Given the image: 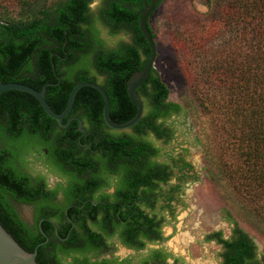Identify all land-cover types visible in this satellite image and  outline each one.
<instances>
[{
  "label": "trees",
  "instance_id": "trees-1",
  "mask_svg": "<svg viewBox=\"0 0 264 264\" xmlns=\"http://www.w3.org/2000/svg\"><path fill=\"white\" fill-rule=\"evenodd\" d=\"M46 2L0 0V84L21 83L38 91L46 83L57 84L47 88L45 99L55 113H61L77 84L86 81L98 84L92 74L95 71L104 79L99 85L109 97L111 120L121 124L132 119L136 109L127 97L126 81L143 69L150 56L148 44L137 27L141 0H103L95 21L89 7L93 0H64L52 11L46 9ZM213 4V12L196 28L195 50L198 52L194 56L199 62L187 70L188 87L201 104L209 98L216 101L223 124L227 125L224 130L230 138L229 144L232 143L240 161L234 170L242 191L251 201H263L264 207V0H213ZM97 21L110 29L112 35L124 28L131 31L135 47L123 46L122 53L118 47L105 48L100 32L94 27ZM225 33L230 35V41L217 49L203 51L208 41ZM137 93L144 103V113L131 128L134 136H117L108 131L103 121V100L91 88H82L77 93L70 115H77L84 127L104 141L102 150L111 147L110 152L105 153L109 162L105 163L108 167L104 173L116 172L117 161L126 160L121 180L125 189L119 192L122 202L132 203L129 207L133 208L121 214L122 221L128 222L121 240L125 246L140 250L145 246L140 239L164 240L160 231L164 220L150 216L142 205L152 208L155 193L176 177L173 169H179L177 175L181 177L184 170H192V166L182 159L173 166L156 162L159 150L142 138L153 135L158 141L169 142L166 121L185 111L181 105L168 101L169 90L154 68ZM76 128V122L67 129L60 127L25 93L0 94V140L7 146L0 150V223L27 252H33L43 243L42 231L46 233L49 241L38 248V264H113L116 261L100 256H113L106 250L110 246L107 238L116 234L118 225L112 223L121 221L116 207L93 206V203L109 202L107 196H95L100 183L107 181L103 172L90 176L87 184L76 179L77 175L86 173L83 168L87 167L82 161L85 155L76 153L81 148ZM44 148L48 150L44 163L53 166L57 174L71 177L68 188L62 190L64 207L71 205L67 215L64 208L58 207L57 212L49 204L59 188L45 192L42 187L32 185L29 177L18 169L26 154L41 153ZM210 174L218 183L225 178L218 169ZM178 191V185L171 186L168 194L159 193L157 200L164 198L169 203ZM86 193L91 195L88 202ZM7 194L29 204L42 201L43 204L36 207V222L41 218L53 219L55 227L44 221L42 231L36 227L32 232L19 219ZM166 196L169 198L165 199ZM166 208L170 206L166 205L163 210ZM259 214L264 216L262 212ZM224 216L225 221L233 225L232 236L225 240L217 232L206 239L222 245V264H264V257L257 260L254 242L238 227L231 213L225 211ZM88 221H99L98 230L88 227ZM72 223L76 228L67 239ZM59 252L71 257L72 262L66 263L64 259L63 263ZM88 252L92 253L91 258ZM155 254L163 253L156 251ZM92 258L95 261L92 262Z\"/></svg>",
  "mask_w": 264,
  "mask_h": 264
},
{
  "label": "rangeland",
  "instance_id": "rangeland-1",
  "mask_svg": "<svg viewBox=\"0 0 264 264\" xmlns=\"http://www.w3.org/2000/svg\"><path fill=\"white\" fill-rule=\"evenodd\" d=\"M62 1L47 0L46 9L52 11ZM101 2L93 0L90 5L94 21ZM213 6V0H164L149 21L157 48L154 69L169 90L168 101L181 105L185 111L166 121L165 127L172 134L168 143L157 141L152 135L142 138L159 150L158 163L171 165L178 153L192 166V170H184L181 177L174 170L176 177L158 191L165 196L174 185H178L180 191L179 195L173 194L174 203L168 209L169 213L161 209L164 207V198L158 201L154 211L157 217L164 220V243L150 245L142 253L119 247L115 251L118 258L132 257L133 263H137L147 251L164 248L173 257L180 258L183 264H220L221 248L206 242L204 237L212 232H220L223 239L230 238L233 225L225 221V211L231 213L238 227L254 242L258 257H264V216L259 214L264 213L263 201H251L242 191L234 170L240 161L233 151L232 143L229 144L230 138L224 130L227 125L223 124V116L221 110L217 109L216 101L209 98L203 106L188 87L187 70L199 62L194 56L198 52L195 50V39L198 37L196 28L204 23L206 15L213 12ZM16 14L13 13L14 16ZM94 27L100 32L99 37L108 50L114 49L121 41H128L122 34L112 35L110 29L98 21ZM230 40V35L225 33L208 41L203 51L207 48L217 49ZM196 70L195 73L198 72ZM92 74L101 85L103 77L95 71ZM110 132L117 136H134L131 129ZM5 147L6 142L0 140V150ZM23 158L24 163L18 165V169L22 167L20 170L31 178L46 177L49 185L54 186L55 180L47 175L39 162L34 161L30 153ZM217 169L225 177L219 183L210 174ZM13 205L22 220L30 225L34 208L24 204Z\"/></svg>",
  "mask_w": 264,
  "mask_h": 264
},
{
  "label": "flooded vegetation",
  "instance_id": "flooded-vegetation-1",
  "mask_svg": "<svg viewBox=\"0 0 264 264\" xmlns=\"http://www.w3.org/2000/svg\"><path fill=\"white\" fill-rule=\"evenodd\" d=\"M103 1V0H102ZM152 0H141V8L139 9L138 13L139 15H137V27L139 29V19H140V13L141 11L143 10L145 4L149 5L150 2ZM164 0L160 1L159 3L156 4L155 6V9L154 11L149 15L148 17V23H147V26H148V29L149 31H152L151 27H150V19L151 17L153 16V14L155 13V11L158 9V7L161 5V3L163 2ZM101 5H102V2H101ZM90 7V6H89ZM140 31V29H139ZM141 33V31H140ZM122 34L123 38H127L128 41L125 42L126 40L124 41H121L120 43H118V45L116 47H118L120 49V52L122 53V49H123V46H127V45H130V46H133L135 47V36L133 35V33L127 29H121L119 30L115 35H120ZM142 34V33H141ZM143 36V35H142ZM122 48V49H121ZM127 82V81H126ZM128 97V96H127ZM102 98V97H101ZM141 98V97H140ZM129 99V98H128ZM103 100V99H102ZM130 101V100H129ZM131 103V102H130ZM104 104V103H103ZM132 104V103H131ZM133 105V104H132ZM144 105V103H143ZM135 108V107H134ZM136 109V108H135ZM143 113H144V110H143ZM127 115H130V113H127ZM64 120H67L66 122L70 121V123L65 127L66 129L68 128V126L73 123V122H76L77 123V128L75 129V131L78 133V136H76V139L77 141L81 144V148L80 149H77L76 150V153L78 154H83L85 155L82 159L83 161V165L86 164L87 167L86 168H83L84 170H86V173H83V175H80V177L77 175V178L76 179H80L81 181H84L86 184L88 183L86 180H88L90 178V176L92 175H96V173H99V172H103L105 170V167H108V165L105 163L106 162H109V158L107 155H105V153H109L110 150H111V147L110 148H104L102 150V145H105L104 141L99 138L94 132L92 131H89L88 128L84 127L83 126V123L81 121V119H79V117L77 115H68ZM63 120V121H64ZM78 120L81 121L82 123V128L84 130V132H80L78 131ZM104 121V120H103ZM66 124V123H65ZM105 124V123H104ZM118 124V123H117ZM106 126V124H105ZM107 127V126H106ZM56 128V127H55ZM54 128V129H55ZM108 128V131L110 132V129L109 127ZM131 129V128H130ZM168 129V128H167ZM128 130V129H127ZM170 131V129H168ZM114 132H121V131H115V130H112ZM125 131V130H123ZM111 133V132H110ZM169 137L170 139L172 138V134H171V131L169 132ZM153 136V135H152ZM135 138V137H134ZM154 139H156L154 137ZM157 140V139H156ZM158 141V140H157ZM167 142V141H166ZM168 143V142H167ZM101 149V150H100ZM176 150V149H175ZM41 153H43V156H41ZM41 153L35 151V152H31V157H33L34 161L36 162H39V164H41V167L44 168L45 172H47V175L50 176L52 179L55 180V183H54V186H50L49 183H48V180L46 177H42V176H37L36 178H31L30 175L26 174V176L29 177L30 179V183L32 185H35V186H40L43 188V190L45 192H49V191H54L56 189H60V191L56 194L55 198H53L49 204L52 205V207L54 208L55 211L58 212L59 208H64L65 211V215H67L68 213V210L71 208V205H68L67 207H64L65 204H66V201H65V198H64V195H63V191L64 189H67L68 188V185L70 184V178L69 176H62L60 174H57V171L54 169L53 166L49 165V164H45L44 161H46V157L48 156V150L47 149H41ZM29 154V153H28ZM101 155V157H99ZM105 155V156H104ZM176 159L172 161V164L171 166L173 165H178L177 162L182 159L184 160L183 156L181 154H178L176 155ZM119 161V163H118ZM117 161V164H116V172H108L107 174L103 172V174L106 175V179L107 181H103L100 183L101 187L98 188L95 196L96 197H104V196H107L108 197V200L109 202L107 204H104V203H93V206L96 207L97 204H100V207H102V209H104L106 206L108 205H112L114 207L117 208V216H118V219L121 221L119 222V224H115V223H112L114 225H118L116 227V234L114 237H109L107 238V242L108 244L110 245L109 248H107L106 250H110V252L113 254V256L111 257L110 254H104V255H101L100 258H108V259H116L115 263L113 264H183L181 259L180 258H176V257H173L166 249L164 248H160V249H152V250H149L147 251L146 254L142 255L141 258L137 261V263H133L134 261V258L132 257H117L115 255V251L119 248V247H122L126 250H129V251H132L134 253H142L144 252L145 250H147V247L150 246V245H162L164 243V235H163V226L161 227V234H162V237L164 240H161V241H150L148 238H143V239H140L142 242H145V246L144 248L140 249V250H136V249H133L131 247H127L123 244L122 240H121V236H122V233H124V228L127 226L128 222L126 221H122V219L120 218L121 217V214H125L126 211L132 209L133 207H129V206H132L133 204H126L125 202H122V197L120 195L121 192H119V189H122L125 185L122 183V165L123 163L126 162V160H118ZM157 162V161H156ZM22 167H20L19 169H21ZM54 171H53V170ZM177 168L173 169V170H176ZM179 169H177L176 171H178ZM21 171V170H20ZM22 172V171H21ZM23 173V172H22ZM179 175V174H178ZM170 183V182H169ZM165 185H168V184H165ZM125 189V187H124ZM179 192L177 193V195H179ZM142 195H146L147 193L146 192H141ZM162 194V193H160ZM159 193H155V196H154V199H152L153 201V205H152V208L150 207H147L145 205H142V209H144L150 216L152 215H155L156 216V219L157 220H163V218H159L157 217L156 214H154V211L157 207V203H158V195H160ZM86 202H88L90 200V194H87L86 193ZM153 195V194H152ZM115 196V200L112 201V198ZM7 198L9 199V202L11 204V206L13 207V209L15 210V212L17 213V215L19 216V219L33 232L34 229L36 227H38L41 230V223L44 222V221H48L50 222L51 224H53V226L55 227V221L50 220V219H45V218H41L38 222H36V216H35V212H36V207L37 206H41V204H43L42 201L38 200L36 204H29V203H26V202H23V201H20L18 199H15V198H12L11 195L7 194ZM134 198V196H133ZM166 198H169V197H165ZM117 200V201H116ZM157 200V201H156ZM161 200V199H160ZM166 201V200H165ZM164 201V207L166 205L168 206H172V203H174V198H172V200L168 203V201L165 202ZM134 203V202H133ZM13 204H24V205H30L31 207L34 208L33 210V216H32V222L31 224L29 225V223L25 222L24 220H22V218L20 217L19 213L17 212V210L15 209L14 205ZM81 209V208H80ZM100 210V213L102 214L103 210ZM161 209L163 210V207H161ZM165 210H167L168 212V209L166 208ZM87 212V210H85ZM86 212L83 213V215L86 214ZM169 213V212H168ZM98 222L95 223V222H91V221H88V227H91L93 230H98ZM162 225V224H161ZM73 228L75 229L76 228V225L75 223H72V228L71 230L68 231L67 235H68V238L69 239V234L70 232H72ZM213 233H217V232H212V233H209L207 235H205L204 237V240L206 242H212L214 243L216 246H219L222 250V245L220 244H217V242L215 240H211V241H207V237ZM220 233V232H219ZM42 234L43 236L46 235L45 232L42 231ZM106 235V234H105ZM232 236V234H231ZM230 236V237H231ZM45 237V236H44ZM223 238V237H222ZM47 239V242L49 241L47 235L45 237V240ZM229 239V238H228ZM228 239H225V240H228ZM65 240V239H64ZM156 251H161L163 254L159 255V254H155ZM223 251V250H222ZM222 254V252H221ZM221 254H220V258H221V262L220 264H222V257H221ZM87 256L88 258H91L92 257V253H87ZM166 256V258H165ZM58 257L63 261V263L65 262L64 259H66V263H71L72 262V258L71 257H65L63 254H61V252L58 253ZM256 258L257 260H261L263 257L259 258L258 255L256 254ZM164 259V260H163ZM95 261V259L92 258V262Z\"/></svg>",
  "mask_w": 264,
  "mask_h": 264
},
{
  "label": "water",
  "instance_id": "water-1",
  "mask_svg": "<svg viewBox=\"0 0 264 264\" xmlns=\"http://www.w3.org/2000/svg\"><path fill=\"white\" fill-rule=\"evenodd\" d=\"M160 1L162 0H152L149 5L145 4L143 10L140 13L139 29L148 44L150 56L146 61L143 69L134 72L126 82L127 96L130 102L136 108L135 115L129 121L121 124L114 123L110 118V101L105 89L99 84L89 81L79 83L71 90L66 106L61 113H55L45 99L47 88L55 87L57 86V84L46 83L45 85H43L41 90L38 91L28 85H24L21 83H4L0 84V94L10 91H16L31 96L38 102L44 113L50 119L56 121L60 127L65 128L70 123V121L64 124L63 120L70 114L77 93L82 88H91L98 92L103 99V120L107 127L115 131H123L134 127L139 123L144 110L143 101L138 95L137 90L149 77L151 70L154 68V64L157 58L156 42L148 29L147 23L149 15L154 11L156 4ZM51 67L56 79L59 82L60 78L56 74L55 65L53 62L51 63ZM78 131L84 132L80 120H78ZM44 236L46 237V235ZM46 243L47 239L43 243L38 244L33 252H27L16 242V240L5 230V228L0 223V264H38L36 261L38 248L45 245Z\"/></svg>",
  "mask_w": 264,
  "mask_h": 264
}]
</instances>
